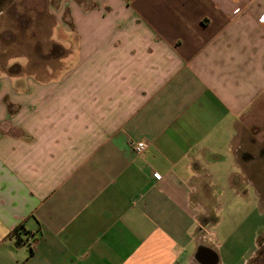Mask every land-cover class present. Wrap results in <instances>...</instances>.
I'll return each mask as SVG.
<instances>
[{
	"label": "crops",
	"instance_id": "0c3cea01",
	"mask_svg": "<svg viewBox=\"0 0 264 264\" xmlns=\"http://www.w3.org/2000/svg\"><path fill=\"white\" fill-rule=\"evenodd\" d=\"M48 13L23 64L0 58V264H264L233 147L264 101V0Z\"/></svg>",
	"mask_w": 264,
	"mask_h": 264
},
{
	"label": "rangeland",
	"instance_id": "374dc122",
	"mask_svg": "<svg viewBox=\"0 0 264 264\" xmlns=\"http://www.w3.org/2000/svg\"><path fill=\"white\" fill-rule=\"evenodd\" d=\"M58 0H0V58L6 63L23 64L30 57L28 47L32 46L35 40L40 47L42 45L44 29L48 28L49 8H57ZM19 51L23 57L18 56ZM42 57V55H40ZM243 118V128L236 134L233 147H241L243 157L247 158L250 153L257 157L258 165H247L249 159H244L238 155L242 162L243 180H249L260 195V202L264 207V101H260L254 110ZM252 133H251V132ZM262 223V220H260ZM244 230V236L237 244V254L249 256L246 250L249 249L250 238L248 231ZM260 228V232H261ZM264 247L260 249V253Z\"/></svg>",
	"mask_w": 264,
	"mask_h": 264
},
{
	"label": "built area",
	"instance_id": "2783aa9c",
	"mask_svg": "<svg viewBox=\"0 0 264 264\" xmlns=\"http://www.w3.org/2000/svg\"><path fill=\"white\" fill-rule=\"evenodd\" d=\"M263 19L264 17L261 18V20ZM130 146L136 155H142L147 149L148 144L146 141H133L130 143Z\"/></svg>",
	"mask_w": 264,
	"mask_h": 264
},
{
	"label": "trees",
	"instance_id": "16d2710c",
	"mask_svg": "<svg viewBox=\"0 0 264 264\" xmlns=\"http://www.w3.org/2000/svg\"><path fill=\"white\" fill-rule=\"evenodd\" d=\"M260 254H261V253H260V251H259L258 254H257L256 260L258 259V257H259Z\"/></svg>",
	"mask_w": 264,
	"mask_h": 264
}]
</instances>
